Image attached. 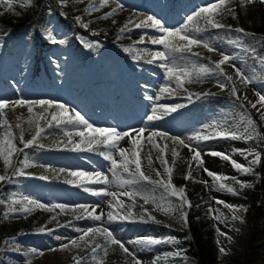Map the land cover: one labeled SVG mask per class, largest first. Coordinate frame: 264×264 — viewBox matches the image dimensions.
Wrapping results in <instances>:
<instances>
[{
  "label": "rangeland",
  "instance_id": "1",
  "mask_svg": "<svg viewBox=\"0 0 264 264\" xmlns=\"http://www.w3.org/2000/svg\"><path fill=\"white\" fill-rule=\"evenodd\" d=\"M99 1V4L95 6L99 10L87 14L85 20H83V29L97 34L99 31L112 26L121 29L126 23L131 21L132 23L128 24V29L131 30L125 29V33L132 39L133 47L137 50L148 49L149 52L163 51V47L150 43L151 38H159L162 35L161 33L151 28H135V24L145 20L147 15H154L167 28L175 29L183 25L186 22V17L197 11L200 6H207L214 2L218 3V0H107V3L101 7L102 0ZM82 3L84 1L77 3V5ZM118 7V12L113 16L107 19L100 18ZM0 9L3 12H7L9 9L4 0H0ZM218 12L219 14L215 15L214 18L228 26L230 30H235L239 27L252 35L254 28L264 26V2H261V0H251V2L249 0H224ZM228 29L223 30L229 31ZM50 32L57 41H60L63 34L56 25L50 27ZM189 35H196L200 39H212L205 34L189 33ZM142 36L144 37V42L139 43ZM4 39L0 35V99L6 101L43 99L63 103L70 109H75L81 113L95 127L114 128L120 132H130L133 136L136 135L133 131L134 129L144 127L151 131L165 132L170 137L184 139L188 145L187 147L185 144L173 142L170 138L157 136L153 138V143L159 147L154 148L147 141L149 131L146 130L139 149L142 170L145 168L149 171V174L152 173L155 179H159L155 171H153L155 169L161 173L164 179H167V174L164 173L159 159L161 155L160 149H163L167 166L173 169L172 183L177 188L183 186H177L174 179L182 178L185 180V176H189L187 180L189 184H212V180L206 175L205 170H209L214 174L230 175L239 180H250L251 176H253V174H241L234 170L230 162L235 161L243 166H248V160L253 157L249 156L248 160H246L239 153L232 152L233 148L257 152L246 141L218 138L196 144L194 141L187 140L188 136L195 135L198 130H201L202 125L211 123L214 120L213 117L207 115L203 122H197L194 117L188 114V109L196 101V95L216 92L233 97L231 92L234 86L233 79L241 81L236 73V68L242 69L245 75L254 76L255 80L248 84L247 90L241 94L247 102L250 112L239 113L232 129L243 131L246 119L244 124H241V114L246 118L250 117L252 120L253 116L257 117L260 124L264 127V107L257 103V108H252V103L259 101L257 93L264 95V79L262 81L257 80V74L252 67L254 58L247 53L244 44L242 48H235L228 44L227 40L218 43L214 40L213 46L216 50L208 51L206 49L213 63L203 64L215 67L216 63L222 59V53L239 55L240 59L221 65L223 76H210L205 78L204 82H199L193 86H188L186 82L184 84L186 91L180 90L175 97H168L165 94V98L155 101V96L159 93L160 87L169 85L175 88V83L174 81L166 80L164 69L159 67L163 63L162 61L156 60L151 64L147 63L152 58L147 53H143L140 59L130 65H124L125 63H122L119 57L113 55H110L107 59L100 57L97 60V64H93L85 52L60 46L55 48L46 58L49 74L45 73L43 76L35 77L26 65V62L31 57L27 46L22 45L18 48V60L13 61L8 58L5 52ZM195 47L203 46H193L192 49ZM85 57L88 59L87 63L81 68L80 62ZM233 64L235 68L232 66ZM257 68L262 69L260 62L257 64ZM261 73L264 75L263 71ZM227 77L232 79L229 81ZM217 80L226 85L223 90ZM188 93L193 94L191 103L188 101ZM146 95L152 96L153 101L146 100ZM177 103L185 104L186 107L159 120L145 123L147 116L153 114V104L159 107L160 105L171 106ZM13 109L16 110L13 122L25 125L24 139L25 141L31 139L34 134V126L31 130L29 129L27 108L9 106L5 109V118ZM34 109L35 113L41 110L38 107ZM48 111L49 115L47 118L50 120V113L56 111V109L53 107ZM216 115L218 120L227 117V114L221 111L217 112ZM18 117H20L19 120L17 119ZM41 124L43 125L44 121ZM66 127L71 130V126ZM203 131L206 132L208 130ZM71 139L75 142L80 140L76 136L71 137ZM68 140L69 137L64 136L61 128H46L44 135L38 141L44 147H32L25 150L29 154V159L36 166L24 169L25 176L14 179V183L11 184L14 188L13 192L17 193L18 196L27 195L38 202L44 203L50 210L34 209L27 214H11L8 206L7 215L5 214L1 223L3 230L0 236V264H76L77 261H80V264H95L92 260L93 253L91 249L96 244L104 245L103 235L96 234L93 236L90 234L85 237L84 241H81L79 237L83 233L75 231L76 228L107 227L117 239L124 241L125 246L133 251H136L135 246L128 244L127 241L146 236L141 229V222L134 216L135 222L123 220L108 221L109 212H113L117 216L127 214L130 209L126 207V203L132 199L120 196L119 199L124 202V207H111L110 205L116 204V201L111 196L96 199L90 192L83 190L84 188L100 190L105 187L99 184L84 183L82 178L70 175L71 171L83 170L86 173L100 171L111 180L112 177L109 172L110 162L105 161L100 155L101 152L107 151V149L99 146L94 152H72L65 149L66 145L68 148L72 147V145H68ZM17 141L23 147L20 143V133L17 134ZM119 146L125 149L132 147L128 142V137L120 140ZM192 147L201 150L200 162L193 159L194 152L190 150ZM34 151L36 154H34ZM211 151L227 154L230 160L226 161L220 157H212L209 154ZM173 152L176 153L175 159L173 158ZM32 156L33 158L31 159L30 157ZM115 158L119 160L118 155ZM149 158L151 159V167H149ZM60 169H64V171L61 172ZM0 174L8 175L2 160H0ZM41 176L46 177V179H39ZM254 176L257 177L258 174ZM123 177L128 178V174L123 173ZM24 179L26 184L23 181ZM149 186L147 193L153 195L154 198L163 191L162 188H157L154 191L153 186ZM108 190L112 192L123 191V189H119L115 185L109 186ZM209 195L210 203L207 206L208 209H212L209 214L211 228L214 231L216 264H239L243 260L249 241L248 220L251 213L249 204L240 195L233 196L227 192L211 190ZM214 198L229 205L239 206L246 209V211L234 213L222 204L215 203ZM54 203L64 204L66 207L64 209H51V205ZM262 203L264 204V198ZM81 204L89 206L99 205L93 214L101 215V220L94 221L88 218V214L78 207ZM156 204H163L167 207L168 201L164 199L161 202L150 201L148 204L144 203L146 213L154 221L170 228L173 231L171 236L175 237L178 243L174 245H157L151 251H137L138 258L143 264H152L153 258L157 255L161 257L163 264H175L182 261H186V264H197L194 258L186 257L184 254L179 257H168L165 255L179 250L182 247V241H191L189 223L188 219L187 223H185L176 218L175 214L170 215L161 211L155 206ZM16 207L19 208L20 206L17 205ZM185 207L187 208L188 206ZM217 211L223 213L227 218L224 222H218L214 219ZM88 212H92L91 207H89ZM39 213H42L39 218V223H42V225L38 223L35 229L36 232L33 234L25 233L24 225L26 219L31 216H39ZM233 215H236L238 219L233 221L231 219ZM78 216L82 218L77 219ZM61 218H68L69 220L66 223H61ZM262 226H264V223H262ZM41 228L45 230L44 234L40 233ZM217 228H219V232L225 235H220ZM49 232H51L50 235L47 234ZM55 236H61L63 239L56 240ZM71 240H76L79 247L72 245L70 243ZM65 244L68 245L67 248L62 247ZM115 246L119 248L118 245H109L107 247L106 256L102 250H97L96 255L99 257V264H115L112 252ZM221 247L225 249L224 253L219 251ZM158 248L159 250H157ZM32 249L42 250L43 255L32 253ZM122 254L124 260H130L131 264H133L132 257L127 256L123 251Z\"/></svg>",
  "mask_w": 264,
  "mask_h": 264
},
{
  "label": "snow or ice",
  "instance_id": "2",
  "mask_svg": "<svg viewBox=\"0 0 264 264\" xmlns=\"http://www.w3.org/2000/svg\"><path fill=\"white\" fill-rule=\"evenodd\" d=\"M22 4H30L31 0H21ZM251 2V0H249ZM264 2V0H261ZM4 3L7 4L8 8L11 9L12 3L11 0H4ZM107 3V0H102L101 7ZM224 3V0H218L207 6H200L197 11L193 14H190L186 17V22L176 27L175 29L167 28L162 21L155 17L154 15H147L145 20H141L139 23L135 24V28L137 29H146L151 28L154 29L156 32L161 33L162 35L159 38H151L150 43L152 45H160L163 47V51H155L149 52L148 49H130L125 48L124 51L126 53L136 51L137 55L133 58L138 60L141 58L143 53L149 54L152 58L147 61V63L151 64L156 60L162 61L159 67L163 68L165 71V78L166 80L174 81L175 88L170 87L169 85H165L160 87L159 93L155 96V101H160L161 99L165 98V94L168 97H175L180 90L186 91L184 89V84L192 83V82H204V79L210 76H223L224 73L221 70V65L225 63L238 60L240 59L239 55H228V54H221L222 59L216 63L215 67H209L205 64L197 63L194 60H191L188 56L184 55V53H191L192 56H196L197 53L192 52L193 46H203L208 51H215L216 49L213 46V41L218 37H214L212 39H200L197 38L196 35H189V32L202 34L204 32L209 31V29H228V26L220 23L214 17L215 15L219 14L218 9L220 5ZM122 7V6H121ZM99 9L96 7L89 6L85 9L86 12L91 13L98 11ZM119 10V7L116 9H112L108 12L105 16L100 17L101 19H107L110 16L116 14ZM231 11V10H229ZM77 23L81 22V18L77 16L76 18ZM203 21L202 24H198L195 28H190L189 25L194 21ZM132 23L129 21L120 29L121 33H124L125 29H128V24ZM86 27V25H85ZM131 30V29H128ZM230 30V29H228ZM236 33L242 34L237 36L235 39H228L226 42L232 45L235 48H242L243 47V38L248 37L251 35L250 33L244 31L243 29L237 27L235 29ZM45 39L49 40L51 43H63V41H57L51 32L45 36ZM144 42V37H141L139 43ZM179 42V43H178ZM84 46L87 48L94 47L93 43L90 42H82ZM246 51L254 52V49H246ZM177 54H180L177 56ZM235 68V65H232ZM236 73L240 77L241 81L248 85L255 80L254 76L245 75L240 68H236ZM230 81L232 78L227 77ZM217 83L220 85L221 89L223 90L226 85L220 83L217 80ZM233 97H237V89L235 86L231 89ZM209 95H215L214 93H204L203 95H196V99H207ZM259 95V101L252 103V108H257V103H259L262 107H264V95ZM192 93H188V101L189 103L192 102ZM145 99L148 101H153V97L146 95ZM9 106L15 107H26L28 113V125L29 129L31 130L34 126V134L31 136V139L25 141L24 139V129L21 127L20 123L16 124V128L20 130V143L23 147H17L15 143V135L12 131V126L8 123L7 119L5 118V109ZM40 108V112L35 113L34 108ZM55 107L56 111L50 113L51 119L49 120L47 117L49 115V109ZM185 104L177 103L171 106L160 105L157 107L153 104L152 113L148 115L146 118V122H152L155 120H159L165 116L170 115L171 113L177 112L179 109L185 108ZM243 107V105H241ZM225 110L221 109L223 113ZM71 113V114H70ZM18 120L20 117L17 118ZM246 119V124L244 121ZM41 121H44V124H41ZM241 124H244L243 131L233 130L232 126L228 124L227 119H214L211 123H207L201 126V130H198L195 135H191L187 137V140L194 141L196 144L201 142H207L213 139H230L232 141H250L253 139L255 134V128L253 127V120L250 117H244L241 114ZM46 126V127H45ZM66 126H71V130H68ZM61 128L63 131L64 136L69 137L68 145H72V147L68 148L65 146L66 150H70L72 152H94L96 151L97 147L103 146L107 151H103L100 153L105 161L110 162V169L109 172L111 173L112 179L110 180L107 175H104L100 171H96L94 173H86L85 171H71L70 175L73 177L82 178L84 183L87 184H102L105 185V188L100 190H92L89 188H84V191L90 192L91 195L97 197H104V196H111L115 201V205H110L111 207L115 208H122L124 207V202L119 199L120 196H124L126 198L134 199L136 197H140L143 199L145 204H148L150 201L154 202L155 198L153 195L146 193L140 190L142 187V182L152 185L153 190L157 188H162L164 195V199L168 201L167 207L163 204H156L155 206L159 208L161 211L166 212L170 215L175 214L176 218L180 219L181 221L187 223L188 212L185 211V206L191 207L190 201L186 197L185 188L180 187L177 188L172 183V171L171 167L167 166V162L163 155V149H160L161 155L159 157L160 163L163 166L164 173L167 174V179H164L161 176L159 171H155L156 176L159 179L153 180L149 175H146L141 168V158H140V147L143 135L147 130L144 127L139 129H134L133 131L136 133L133 136L130 132H120L114 128H101L95 127L92 123H90L81 113L76 111L75 109H70L63 103H56L49 100H30L26 101L23 99H18L15 101H6L0 99V128L3 129L0 132V160H2L5 170L9 168L12 169L11 175H0V182H4L6 184H13L14 179L16 177H23L25 176L24 169L36 166L33 161L29 159V154L25 151L26 149L37 147L43 148L44 145L40 144L38 141L44 135L46 128ZM208 130V131H203ZM149 131V135L147 136V141L149 144H152L154 148H158L159 146L153 143L154 137H167L173 140L175 143L185 144L187 147L188 145L185 143L184 139L177 138V137H170L167 133L162 131ZM76 136L79 137V142H75L71 139V137ZM124 137H128V142L132 146L130 149H125L119 146V141L122 140ZM115 150V152H113ZM191 151L194 152L193 159L197 162L201 160V150L196 147L190 148ZM233 153H239L243 156L246 160L248 157H253L251 160H248V166H243L240 163L235 161H230L231 166L234 170H237L241 174H253L254 168L253 166H257L262 161V156L260 152H252V151H245L241 149H232ZM23 155L22 159L14 160V156ZM212 157H220L223 160H230L229 155L222 154L217 151H211L209 153ZM119 156V160L115 158V156ZM176 153L173 152V158L175 159ZM20 165V166H17ZM149 167H151V159L149 158ZM122 170V172H121ZM61 172L64 169H60ZM206 175L209 176L212 180V190L214 191H222L227 192L233 196H238L239 192L233 186H229L225 183L229 177L226 175H219L214 174L209 170H205ZM123 173L128 174V178L123 177ZM190 175V174H189ZM187 181L189 176L184 177ZM259 179V176L256 177ZM39 179H46V177H39ZM234 179V178H232ZM235 183L239 185L241 189L252 187V184L241 182L239 180H235ZM115 185L119 189H123L122 192H112L108 190L109 186ZM133 186H140L137 188H133ZM168 198H175V201L169 200ZM215 199V198H214ZM215 203L222 204L224 207L228 208L230 211L240 212L246 211L236 205H229L224 201L219 199H215ZM0 205H7L9 206L11 214H27L32 212L34 209H48V207L41 202H38L35 199L28 197L27 195L18 196L17 193L13 192L9 195L8 199H0ZM19 205L20 207L17 208L16 206ZM66 206L64 204H52L51 209L60 208L64 209ZM80 209H82L85 213L88 214V218L94 221H100L101 215H94L93 213L96 211V208L99 205H86L81 204L78 205ZM89 207L92 208V212H88ZM211 212L212 209L209 208ZM7 215V214H6ZM82 217H77L80 219ZM149 220L151 217L148 218ZM218 222H224L227 218L224 216L223 213L218 212L214 216ZM233 221L237 220L238 217L233 215L231 218ZM128 221V222H135L133 218V213L131 210L127 212V214L122 216L114 215L113 212L108 213V221ZM140 222L147 223L148 220L144 219V216H140ZM75 231L82 232L83 234L79 237L81 241L85 240V237H88L90 234L95 236L96 234H102L104 237V245L96 244L95 247L91 249L93 255L92 260L95 264H99V257L96 255L97 250H102L104 255H107V247L109 245H118L119 248L127 254V256L132 257L133 264H143V262L138 258L136 252L137 251H151L154 246L161 245V244H171L174 245L178 243L177 239L172 236H165L162 238H155L152 236H143L137 237L133 240L127 241L128 244L134 245L136 251L130 250L128 247L125 246V242L117 239L112 231H110L107 227H89L86 229L76 228ZM219 232V228H217ZM40 233L44 234L45 230L43 228L40 229ZM51 234V232L47 233ZM220 235H225L222 232H219ZM56 240H61L63 237L55 236ZM70 243L76 247H79L76 240H71ZM87 243V241H85ZM219 243V241H218ZM63 248H67L68 245H62ZM54 250V249H51ZM221 253L225 252V249L221 247L219 249ZM32 253L43 255L42 250L32 249ZM182 254V250H177L172 253L165 254L168 257H179ZM161 259L159 255L153 258L152 264H158V261ZM76 264H80V261H77Z\"/></svg>",
  "mask_w": 264,
  "mask_h": 264
},
{
  "label": "trees",
  "instance_id": "3",
  "mask_svg": "<svg viewBox=\"0 0 264 264\" xmlns=\"http://www.w3.org/2000/svg\"><path fill=\"white\" fill-rule=\"evenodd\" d=\"M83 1L84 3L77 5V3ZM99 2V0H31L30 4H22L21 0H11V9H8L7 12H3L0 9V35L6 39L5 52L8 58L17 61L19 54L18 48L22 45L27 46L31 56L27 61V66L35 77H39L45 73L47 75L49 74L46 58L55 48L60 46L85 52L93 64H97V60L100 57L105 59L109 58L111 53L120 57L126 65L132 63V61L134 62L136 59L133 57L136 56V52L126 53L124 51L125 48L135 49L132 39L129 38V35L125 31L121 33L120 29H117L115 26L105 28L97 34L83 29V20H85L88 14L85 9L89 6L95 7ZM77 16L81 18L80 23H77L75 19ZM202 23L203 21L194 20L189 27L195 28L198 24ZM52 25H56L63 34L60 39V41H63L62 44H53L45 39ZM189 33L201 35L193 32ZM202 34L211 38L218 37L215 39L217 43L239 36L233 29L229 31L209 29V31ZM82 42L93 43L94 47L87 48ZM243 44L246 49H254V52L247 51V53L254 58L252 67L257 74V80L262 81L264 79V75L261 73L262 71L264 72V26L254 28L252 35L243 38ZM192 52L197 53V55L192 56L191 53H184V55L200 64L213 63L211 56L204 47H195L192 49ZM179 55L177 54V56ZM87 60L86 57L82 59L80 63L81 68L86 65ZM259 62L262 64V69L257 68ZM197 83L199 82L187 83V85L193 86ZM233 85L237 89L238 99L237 97H228L223 93L214 92L215 95H209L207 99H196L192 107L188 109V114L194 117L197 122H203L207 115L218 120L217 112L224 109V112L227 114L225 119L233 127L239 113L250 112L247 102L241 95L247 90V85L241 81H235V79H233ZM15 116L16 110L13 109L6 115V119L12 126L16 146L21 147L17 141V134L20 133V130L16 128V123L13 122ZM11 120L12 122H10ZM253 121L256 133L252 140L246 142L257 152L261 153L262 161L259 165L253 166L254 173L250 180H239L230 175H226L230 179L225 181L226 184L237 189L239 195L248 202L251 211L248 220L250 233L248 246L245 250L243 260L239 264H263L264 261V226H262V223H264V204L262 203L264 198V127L260 124L257 117L253 116ZM21 127L25 129V125H21ZM2 131L3 129L0 128V132ZM34 154H36L35 151ZM22 156V154L20 156H14L13 159H22ZM30 158L32 159L33 156ZM143 171L155 180L152 173L149 174V171L145 168ZM7 172L8 175H11L12 169L9 168ZM256 174H258L259 179L254 176ZM235 180L250 183L252 187L241 189L235 183ZM23 181L26 184V180L24 179ZM174 182L177 186H183L185 188V193L191 204L190 208L185 207V210L189 213L187 219L191 241H182V247L179 250H182V254L186 257L194 258L197 264H216L214 231L211 228L210 214L207 206L210 203L209 192L212 190V184H189L182 178H175ZM137 187L140 186L134 188ZM149 187L148 184L142 182L140 190L147 193ZM13 189L11 185L0 182V199L7 200L13 192ZM161 192L160 195H156L155 202L164 201L165 194L163 191ZM168 199L173 202H178L175 201V198ZM126 207L132 211L134 218H137L139 221L141 215L144 216L145 220H148L147 223L141 222V229L146 236L162 238L173 234L170 228L154 221L146 213L144 201L140 197H136L134 201H128ZM7 210V205H0V236L3 230L1 223ZM39 214V216H31L26 219L24 225L25 233L30 234L36 232V225L39 223V218L42 213ZM149 217H151L150 220L148 219ZM68 220V218H61V223H66ZM39 224L42 225V223ZM112 252L115 264H131L130 260H124L120 248L115 246ZM158 264H163V261L160 259ZM175 264H186V261L176 262Z\"/></svg>",
  "mask_w": 264,
  "mask_h": 264
},
{
  "label": "bare ground",
  "instance_id": "4",
  "mask_svg": "<svg viewBox=\"0 0 264 264\" xmlns=\"http://www.w3.org/2000/svg\"><path fill=\"white\" fill-rule=\"evenodd\" d=\"M99 185H101L102 187H105V185H102V184H99ZM93 188H96L95 186H92ZM96 197V199H99L100 197H97V196H95Z\"/></svg>",
  "mask_w": 264,
  "mask_h": 264
}]
</instances>
